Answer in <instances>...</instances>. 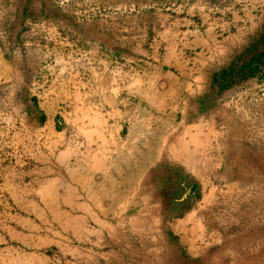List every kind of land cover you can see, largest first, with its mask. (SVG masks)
I'll return each instance as SVG.
<instances>
[{"label": "rangeland", "instance_id": "374dc122", "mask_svg": "<svg viewBox=\"0 0 264 264\" xmlns=\"http://www.w3.org/2000/svg\"><path fill=\"white\" fill-rule=\"evenodd\" d=\"M262 53L264 0H0V264H264ZM117 93L171 147L89 253L37 207L52 132Z\"/></svg>", "mask_w": 264, "mask_h": 264}, {"label": "crops", "instance_id": "0c3cea01", "mask_svg": "<svg viewBox=\"0 0 264 264\" xmlns=\"http://www.w3.org/2000/svg\"><path fill=\"white\" fill-rule=\"evenodd\" d=\"M116 101L94 116L65 117L60 123L65 121L66 126L52 132L58 138L49 160L52 168L45 162L52 172L50 184L43 187L41 206L37 207L43 218L48 214L62 228L83 221L85 242L90 246L85 251L89 253L105 235L110 241L115 237L110 220L117 223L126 218L124 204L132 202V191L125 199L123 189L139 188L154 162L149 157L171 147L173 121L149 113L136 115L137 106L130 112L118 93ZM51 124H55L54 116L47 118L44 127L49 129ZM164 124H168L167 130Z\"/></svg>", "mask_w": 264, "mask_h": 264}, {"label": "trees", "instance_id": "16d2710c", "mask_svg": "<svg viewBox=\"0 0 264 264\" xmlns=\"http://www.w3.org/2000/svg\"><path fill=\"white\" fill-rule=\"evenodd\" d=\"M264 53L256 56L254 59L246 63L243 67H241V72L243 70L249 71V73H255L261 71L264 68ZM243 74V73H242Z\"/></svg>", "mask_w": 264, "mask_h": 264}]
</instances>
